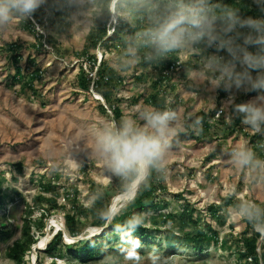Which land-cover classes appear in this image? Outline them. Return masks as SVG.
Listing matches in <instances>:
<instances>
[{
	"label": "rangeland",
	"instance_id": "obj_1",
	"mask_svg": "<svg viewBox=\"0 0 264 264\" xmlns=\"http://www.w3.org/2000/svg\"><path fill=\"white\" fill-rule=\"evenodd\" d=\"M127 23L131 29L137 25ZM55 24L47 21L40 26L49 48L41 45L34 52L42 70L41 78L34 83L37 94L30 89L20 93L15 87L0 93V264H111V257L118 259L119 264H133L127 256L135 253L129 251L127 256L120 255V236L113 226L98 231L101 221L97 216L99 210L94 207L95 193L102 189L113 207L122 206L124 196L119 181L115 178L109 181L102 165L91 158V130L103 120L119 123L122 116L134 117L138 106L151 105L138 95L144 91L153 94L160 70L151 62L150 66L139 63L129 74L118 73L120 82L112 98L119 106L121 117L114 118L89 88L81 89L79 85L82 69L91 65L82 54L90 29L78 30L69 23L58 28L60 26ZM115 25H111L110 34ZM106 46L101 45L90 54L102 55L101 62L114 68L120 53ZM29 55L24 51L22 58L28 59ZM169 56L193 61L202 70L204 57L199 59L196 52ZM23 68V74L31 73L28 64ZM3 71L5 73L6 69ZM136 72L144 74L142 81H135ZM252 74L255 76L256 72ZM6 79L4 74L3 80ZM232 92L250 93L236 89ZM206 137L202 143L196 140L173 152L167 179H160L161 186L153 197L159 206L141 212L145 215L143 226L154 239L141 236L139 240L140 235L135 236L141 245L139 264H150L149 254L153 249L168 258L167 264H263L245 258L244 239L256 231L227 210L237 203L233 189L239 193V198L264 206V186L253 188L228 163L230 149L219 152V146L213 148L215 143L208 142ZM229 141L230 148L246 142L264 158V143L249 140L245 135ZM192 146L193 149L188 150ZM48 184L54 190L47 188ZM227 197H232L233 202L226 204ZM68 213L76 216L75 234L67 229L65 215ZM195 225L205 232L211 227L216 236L203 251L195 250L184 239L174 245L166 242L169 232L182 237L194 234ZM58 232H62V243L56 252L47 253L46 245ZM258 239L257 250L261 254L263 236ZM86 241L94 243L92 258L84 260L70 252L81 249ZM17 242L24 246L30 244L20 263L8 256L9 249Z\"/></svg>",
	"mask_w": 264,
	"mask_h": 264
},
{
	"label": "clouds",
	"instance_id": "obj_2",
	"mask_svg": "<svg viewBox=\"0 0 264 264\" xmlns=\"http://www.w3.org/2000/svg\"><path fill=\"white\" fill-rule=\"evenodd\" d=\"M48 0H0V36H6L17 22H26ZM264 10V0H256ZM61 8H67V21L72 28L91 29L99 19H107L109 25L120 21L139 23L140 29L126 42L114 68L120 74H129L141 63L161 61L171 53L196 52L204 54L205 48L215 47L226 51L228 58L205 55L201 78H206L212 90L223 88L231 93L227 105L241 118L252 135L264 136V19L241 18L238 10L213 0H61ZM217 22L221 32L217 31ZM249 29L247 34L236 32L237 28ZM236 32L235 36L229 33ZM243 35V43L237 40ZM248 46H256L255 53ZM238 66L239 69L238 70ZM253 71L256 75L253 76ZM237 91L260 92L255 100L235 103ZM136 115L122 116L119 123L103 120L91 130V158L98 161L109 181H119L124 199L122 206L108 205L97 213L101 225L98 229L113 226L120 236L121 256H127L133 264H139L140 242L135 233L145 223V215L133 214L123 224L113 221L134 202L142 188L150 186L153 176L167 179V171L173 156V145L179 135L191 127L200 131L202 120L196 118L189 125L175 109L151 105L138 106ZM228 163L253 188L264 186V158L241 142L227 153ZM102 198L103 190L95 193ZM237 198L234 207L228 209L249 223L253 230L264 236V206L248 199ZM94 246V243L92 244ZM111 264H119L115 257ZM166 257L157 249L149 254L150 264H167Z\"/></svg>",
	"mask_w": 264,
	"mask_h": 264
},
{
	"label": "trees",
	"instance_id": "obj_3",
	"mask_svg": "<svg viewBox=\"0 0 264 264\" xmlns=\"http://www.w3.org/2000/svg\"><path fill=\"white\" fill-rule=\"evenodd\" d=\"M213 2H217V0H213ZM218 2L230 5L233 8H236L238 10V15L241 18H257V19H264V10H262V6H259L256 0H218ZM68 9L67 8H61V0H48V2L42 6L39 11H37L34 15L37 19H39L40 23H44V18L46 17V21H51V23H56L55 25L60 26L59 28H63L64 25H68L67 21V15H68ZM31 27L33 28V23L31 21H28ZM137 25L133 27L132 29L129 28L130 23L123 22L118 23L115 25L113 32L110 34V27L107 19H99L96 22V27H93L90 29L87 39L85 41L84 48L82 50V54L86 55L88 60L93 64L91 68H94V66L97 64V55L96 54H90V51L97 49L101 45H107L106 47L109 50H113L116 52H119L121 54L123 48L126 45V42L128 39L140 29L141 25L139 23H136ZM221 24L220 22H217V31L221 35L223 33L221 32ZM34 29V28H33ZM249 29L247 28H237L236 32H239L241 34H247ZM236 32L229 33V35L235 36ZM127 33L126 36L123 34ZM109 35V36H108ZM108 36V37H107ZM107 37V38H106ZM129 37V38H128ZM38 40L42 43V39L44 36L42 34L37 35ZM238 43H243V35L237 40ZM41 46V44H40ZM201 48H204V54H199L198 57H204L205 55H219L223 56L226 59L228 58V53L226 51H217L215 47H208L205 48L204 45H200ZM248 50L255 53L258 49L256 46H248ZM173 55L175 53H172ZM171 55V54H170ZM171 58L176 59L177 56H171ZM160 71L158 73V76L155 78L154 86H155V92L150 97L151 103L155 104L156 107L162 108L161 104L162 102H165V98H161L159 95V92H161L163 89H159L158 87H161V84L164 82L163 75H161V71L164 69L166 61H153L152 62ZM150 63L141 62V66H146ZM186 65V64H185ZM189 65V64H188ZM238 70L239 66H238ZM81 80L79 82L80 88H89V85L91 83V79L88 78V74L83 71L81 73ZM143 73L140 72L137 77H135L136 82H140L143 79ZM42 76V70L40 68L33 70L29 75L23 74L22 72H19L15 75L13 78V85L18 84L19 85V91L20 93L30 89V91L33 94H37L38 90L35 88V80L40 79ZM120 82V76L118 75V72L113 68L109 67L105 64V62H101L97 69V79L95 81V89L104 97L107 106L109 109L112 110V113L114 114V118H120L121 112L119 110V106L116 104L114 99L112 98L113 92L118 88V83ZM223 89V88H222ZM256 91H252L250 93H254ZM139 97L141 95H138ZM136 97L137 100H139ZM235 103H239L238 100L235 101ZM104 107V106H103ZM210 114H206L204 112H200L198 115L193 117L192 120L199 118L202 120V128L200 131H197L199 133V136H204L206 133L209 132L211 123L215 117V112ZM233 110V109H232ZM234 112V111H233ZM231 126H227L229 130V134H232L235 130L237 132H242L243 129H240L239 126H241V118L233 113V116L231 117ZM224 119L218 118L217 122H222ZM189 124V123H188ZM192 132V131H191ZM228 135V134H227ZM258 143H264V137L260 135H255L254 137ZM211 139V138H210ZM49 189L54 190L53 186L48 184ZM161 186L160 185V179L153 176L150 186L147 188H142L136 195V198L134 202L129 204L126 208V210L123 212L122 215L118 216L116 220H114L113 225L116 224H123L130 216L133 214L141 213L144 210L147 209H157L159 206V203L154 201V194L156 192V189ZM121 189V187H120ZM224 202L226 204H229L230 202H233L232 197H227L224 199ZM52 205V204H51ZM109 205V200L105 198L103 195L102 198L96 199L95 201V210H100L106 206ZM66 220V226L68 231L71 234L77 233V219L75 214L68 213L65 215ZM165 222V220H163ZM195 233L189 234L184 237L174 235L173 232H169L166 236V242L168 245H174L178 242H182V239L187 241V244H191V246L198 251H203L204 246L208 244L210 241L215 240L216 236L214 234V230L209 227V232H205L202 229H200L198 226L195 225ZM140 235L139 240H142L141 236H147L149 239H154V236L152 234L147 233V229L142 226L137 230V232L134 234ZM155 234V233H154ZM260 234L258 232H255L251 237L245 238V258L249 260H253L254 262L261 261L264 264V252L259 253L257 250L258 248V238ZM63 235L62 232H58L54 238L46 245L45 251L47 253H54L58 250L59 245L62 243ZM147 239V240H149ZM263 243L261 247L264 249V236H263ZM92 241H86L85 245L77 250V251H70L72 253H75L77 256L83 258L84 260L88 257L92 258L94 256L95 247L91 245ZM146 243H151L150 241H146ZM29 242L26 246L22 242H17L14 244L13 247H11L8 251V256L15 260L17 263L22 262L23 254L28 249ZM78 252L79 255L76 253ZM140 254V253H139Z\"/></svg>",
	"mask_w": 264,
	"mask_h": 264
},
{
	"label": "crops",
	"instance_id": "obj_4",
	"mask_svg": "<svg viewBox=\"0 0 264 264\" xmlns=\"http://www.w3.org/2000/svg\"><path fill=\"white\" fill-rule=\"evenodd\" d=\"M50 24L52 25L51 21ZM40 47L41 46L40 43L38 44V38L35 29L31 27L28 21L25 23L18 21L16 26L11 28L6 36H0V93H4V90H10L11 87H14L15 84L13 85V78L18 73V71L24 73L23 67L25 64H28L30 67V69H28L31 72L40 68V62L34 57V52H36ZM24 51L31 54L29 55L28 59L27 57L22 58V53ZM200 58L201 57H199V59ZM185 64V68L180 74L174 76L170 80L167 79L166 82L161 84V87H158L159 89H163L161 92H159L160 97L165 98V102H162L161 104L162 108L178 110L187 122L190 121V119H193V117L198 115L200 112L210 114L213 113L215 109L223 107L225 111L224 113L229 114L230 119L223 120L224 123H222L217 122V120L214 118L212 121H210L211 127L209 132L204 136H199V133L197 131H193L191 127L186 128V131L179 135L176 142L174 143L173 146L175 147H173V152L178 151V148L180 147L184 148L185 145L196 143V140L202 143L206 140L204 138L205 136H207L206 138L209 140L208 142L215 143L213 148L219 146V152H225L227 149H231L229 139H234L236 137L245 135L249 140H256L254 138L255 135H252L242 123L241 126H239L240 129H243L242 132H237L235 130L232 134H229L227 126L232 128L231 122L229 121H231V117L233 116L234 112L231 105H227L226 102L228 96L231 93L226 92L222 88L212 90L208 85L207 79L201 78L200 66L197 63L187 60ZM3 68L6 69L5 73ZM3 73L7 77L6 80H3ZM38 81V79L35 80V82ZM140 90L144 89L141 88ZM144 92L139 93L142 94L140 98L142 97L145 103H149L151 106L156 107L155 104L151 103L149 97L152 96L155 91L151 95H149L150 93ZM260 94V92L249 93L248 95L237 93L235 94V101L238 100L239 103H247L255 100ZM146 95L149 96L147 97ZM168 98L172 99L170 103L167 101ZM223 119L225 118L223 117ZM187 123H189V125L191 124V122ZM188 134L190 136L187 139L186 137H188ZM192 149L193 146L188 150Z\"/></svg>",
	"mask_w": 264,
	"mask_h": 264
},
{
	"label": "built area",
	"instance_id": "obj_5",
	"mask_svg": "<svg viewBox=\"0 0 264 264\" xmlns=\"http://www.w3.org/2000/svg\"><path fill=\"white\" fill-rule=\"evenodd\" d=\"M28 21H31L33 23V28L35 29L36 35L42 34L44 36L43 30H41V28H40L42 23H40L39 19H37L35 17V15L33 16V18L29 19ZM44 21H46V17L44 18ZM44 41H45V38L42 39V43H40V44L48 49L49 46L46 43H44ZM97 57H98L97 58V64L94 66V68H91V66L93 65L91 63V65L88 68L85 67L86 70L84 69L85 72L88 74V78L91 79V86L89 87V91L91 93H93L102 102L103 106L107 109V111L109 113H111L112 110L109 109V107L107 106L104 97L95 89V81L97 79V69L101 63L102 55H98ZM187 60L188 59H184L181 57H177L176 59H173L169 56L168 59L165 60L166 61L165 64H167V65H165L164 69L161 71V75H163V77H165L164 82H166L167 79L170 80L174 76L180 74L183 71V69L185 68V63ZM150 65L151 64H149V66ZM136 74H138V73L136 72ZM16 85H18V84H15L14 87H15V89H18L19 85H18V87ZM167 101H168V103H170L172 101V99L168 98ZM224 112L225 111H224L223 107H219L215 112V118H219L220 116H223L225 118L224 120H229L230 119L229 114L224 113Z\"/></svg>",
	"mask_w": 264,
	"mask_h": 264
},
{
	"label": "bare ground",
	"instance_id": "obj_6",
	"mask_svg": "<svg viewBox=\"0 0 264 264\" xmlns=\"http://www.w3.org/2000/svg\"><path fill=\"white\" fill-rule=\"evenodd\" d=\"M119 198V197H118Z\"/></svg>",
	"mask_w": 264,
	"mask_h": 264
}]
</instances>
